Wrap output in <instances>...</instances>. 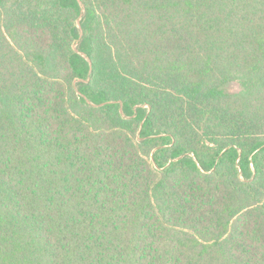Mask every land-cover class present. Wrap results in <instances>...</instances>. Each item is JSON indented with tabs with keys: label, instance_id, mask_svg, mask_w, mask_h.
Here are the masks:
<instances>
[{
	"label": "trees",
	"instance_id": "1",
	"mask_svg": "<svg viewBox=\"0 0 264 264\" xmlns=\"http://www.w3.org/2000/svg\"><path fill=\"white\" fill-rule=\"evenodd\" d=\"M0 264H264V0H0Z\"/></svg>",
	"mask_w": 264,
	"mask_h": 264
},
{
	"label": "water",
	"instance_id": "2",
	"mask_svg": "<svg viewBox=\"0 0 264 264\" xmlns=\"http://www.w3.org/2000/svg\"><path fill=\"white\" fill-rule=\"evenodd\" d=\"M78 1L80 2V0H78ZM80 35H82V30L81 29H80ZM74 48L76 49V45H74Z\"/></svg>",
	"mask_w": 264,
	"mask_h": 264
}]
</instances>
